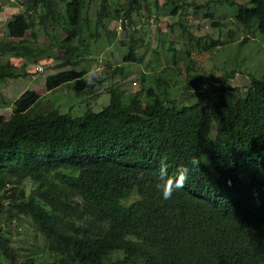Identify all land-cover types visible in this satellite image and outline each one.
<instances>
[{
    "label": "trees",
    "instance_id": "16d2710c",
    "mask_svg": "<svg viewBox=\"0 0 264 264\" xmlns=\"http://www.w3.org/2000/svg\"><path fill=\"white\" fill-rule=\"evenodd\" d=\"M94 1L24 0L0 39V82L35 71L26 57L38 51L26 36H36L37 20L64 30L54 68L81 61ZM214 4L234 15L216 19L205 12L218 35H198L187 14ZM154 6L174 18L161 39L168 58L158 63L154 81L141 74L151 82L127 100L125 88L112 84L101 109L72 115L42 110L36 89L14 100L0 91V107H12L8 117L0 113V213L30 216L47 249L45 256L19 258L0 231L2 264H264V74H244L246 85L232 84L238 58L220 75L200 69L191 40L183 38L197 37L201 52L235 41L241 50L264 35V0H98L97 27L111 32L106 22L115 12L127 31L117 44L128 49L123 63L141 60L146 39L135 33L134 14L155 17ZM86 71L51 73L46 89L81 81ZM128 71L118 64L112 75ZM162 165L170 177L189 168L185 186L168 199L157 188Z\"/></svg>",
    "mask_w": 264,
    "mask_h": 264
},
{
    "label": "rangeland",
    "instance_id": "374dc122",
    "mask_svg": "<svg viewBox=\"0 0 264 264\" xmlns=\"http://www.w3.org/2000/svg\"><path fill=\"white\" fill-rule=\"evenodd\" d=\"M111 1L113 5H122L126 0ZM23 2L24 0H0V9L2 8L5 10L4 7L7 6V11L5 13L7 20H9L14 13L24 10ZM200 2H206V0H200ZM97 3L98 0H95L88 9L91 21L88 27L85 28L82 36V38L85 39L86 45L80 50V56H77L78 58L82 57L81 61L74 65L70 64L66 67L54 68V64L56 63L55 55L63 52L58 50L57 44L61 41L64 30L61 27H57L56 29L53 28V30L49 28L51 29L49 30L37 20L34 27L36 36H34L31 31H29L26 36V38L29 39L26 41L28 42L27 44L35 47L38 51L33 57H26V59L30 61V67L34 68L35 71H32L27 76L13 77L0 82L1 93L6 95L9 99L14 100L26 89H36L42 94L40 100V108L42 110L48 111L53 107H57L63 113L68 112L72 115H83L88 108L91 107L94 110H99L109 102V88L112 84L116 86L122 85L125 88V100H127L137 89H140L142 86L146 87L148 81L149 83L151 80L154 81V79L151 78L155 77V74L158 72V63L164 61L162 58H168L166 50L163 51L162 49L163 45L166 44L161 43V39L166 38L164 37L165 34H169L168 24L174 20V18L169 15V10L164 7L157 11V8L154 6L152 11L153 14H156L155 17H147L149 16L147 12L142 16L134 14V24L137 28V32L135 33L146 39V46L138 50V52L144 56H141V60L139 59L137 62H127L125 64L122 58L123 54L128 51L127 46L118 47L117 44L119 43V39L127 37V31L124 29L122 21L117 17L115 12H113L112 17H110L111 19L109 18L110 21L106 22L111 32L109 31L108 33L107 27L105 28L103 25L97 27L95 20ZM214 6H216L214 9L212 6H210L212 7L211 9H208L210 7L207 8L203 6L199 12H194L193 9H191L187 14L189 25H192V27H196L197 25V27H199L198 35L203 36L213 32H215V34L217 33L216 36L218 35V30L210 26L211 23L209 18L204 17L205 12H214V18L216 19L232 18L234 15L233 8H225L228 6L219 4H214ZM86 14L85 10V15ZM6 24L7 22L3 24L4 28ZM158 27L161 28L160 32H158ZM173 28H175V32H177V29H181L177 23H174ZM127 30H131L129 26ZM96 32H99V36H96ZM183 38L187 42L191 40L190 46L194 51L193 57L197 60L196 64L200 69L206 68L220 75L221 71L227 68L231 70L234 67L233 60L238 58L239 62L237 68L240 71L231 79L232 84L240 83L241 85H246L249 79L247 75L244 74H264V35L258 36L256 40H251L241 50H239L238 42L235 41L222 46L212 47L209 50L210 52H201L197 43L198 38H191L188 32ZM202 38L201 43L203 45L208 37L204 36ZM52 44L54 45L51 46ZM147 45H149V47ZM178 47L180 50L182 48L181 44H178ZM157 49L158 52H156ZM185 55V52L181 53L186 64L188 61ZM22 58V56L19 57V59L15 57L13 61L19 63ZM35 58L37 59L36 63ZM165 63L164 61L162 64ZM182 63L183 61L180 62L181 71L183 72L186 66ZM118 64H124L127 66V70L130 69L125 77L120 74L115 76L112 75V70ZM37 66H41V69L39 70ZM21 68L22 67H20V69ZM66 68L87 70L86 73H90L88 79L92 80V83L82 86L84 82L82 81L84 80L83 78L81 81L74 79L69 82V86L64 85L54 91H47V77L51 73ZM142 73H146L151 80L142 81ZM215 84H221V80H216ZM142 97H145V95H142ZM0 113L8 117L12 113V107L2 106L0 107ZM7 210L8 209L0 213V231L14 247L19 258L30 255H39V257L45 256L47 253L46 239L42 232L36 227L31 217L17 214L14 210L10 212ZM0 264H2L1 258Z\"/></svg>",
    "mask_w": 264,
    "mask_h": 264
},
{
    "label": "clouds",
    "instance_id": "9594fccd",
    "mask_svg": "<svg viewBox=\"0 0 264 264\" xmlns=\"http://www.w3.org/2000/svg\"><path fill=\"white\" fill-rule=\"evenodd\" d=\"M89 74L90 73H86L83 77L85 84L92 83V80L88 79ZM191 163L194 166L199 165V161L196 158H193ZM188 174V167H180L177 169V175L175 177H170L167 173V169L162 165L159 173V183L157 184V188L161 191L163 198H170L175 189L184 187Z\"/></svg>",
    "mask_w": 264,
    "mask_h": 264
},
{
    "label": "crops",
    "instance_id": "0c3cea01",
    "mask_svg": "<svg viewBox=\"0 0 264 264\" xmlns=\"http://www.w3.org/2000/svg\"><path fill=\"white\" fill-rule=\"evenodd\" d=\"M4 9L5 10H3L2 8L0 9V33H1V35H0V39L1 38H3L6 34H5V31H6V26H5V28L3 27L4 25L3 24H5L6 22H8V20L6 19V9H7V6L6 7H4ZM10 18V17H9ZM7 20V21H6ZM41 67V66H40ZM41 69V68H40ZM39 69V70H40Z\"/></svg>",
    "mask_w": 264,
    "mask_h": 264
},
{
    "label": "built area",
    "instance_id": "2783aa9c",
    "mask_svg": "<svg viewBox=\"0 0 264 264\" xmlns=\"http://www.w3.org/2000/svg\"><path fill=\"white\" fill-rule=\"evenodd\" d=\"M38 69H40L41 67L40 66H37Z\"/></svg>",
    "mask_w": 264,
    "mask_h": 264
}]
</instances>
